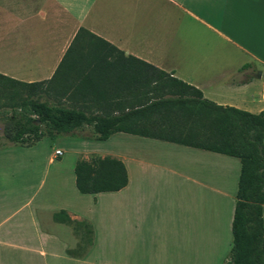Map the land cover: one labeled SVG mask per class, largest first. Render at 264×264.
I'll return each mask as SVG.
<instances>
[{
	"label": "crops",
	"instance_id": "obj_1",
	"mask_svg": "<svg viewBox=\"0 0 264 264\" xmlns=\"http://www.w3.org/2000/svg\"><path fill=\"white\" fill-rule=\"evenodd\" d=\"M136 59L218 104L260 113L264 0H0V74L26 83L56 75L58 98L88 113L120 111ZM140 137L135 153L102 151L125 163L129 181L99 193L78 190L77 160L64 170L60 148L44 162L42 140L0 148V264H191L193 239L207 238L193 217L210 206L217 251L226 236L232 246L240 159ZM61 210L92 225L91 245L79 250V234L54 217Z\"/></svg>",
	"mask_w": 264,
	"mask_h": 264
},
{
	"label": "trees",
	"instance_id": "obj_2",
	"mask_svg": "<svg viewBox=\"0 0 264 264\" xmlns=\"http://www.w3.org/2000/svg\"><path fill=\"white\" fill-rule=\"evenodd\" d=\"M128 71V99L118 113L91 114L58 98L56 75L49 80L26 83L0 74V87L11 86L13 115L4 128L5 138L31 146L47 134L75 135L92 126L89 139L105 141L116 132H126L206 149L241 161V172L232 221V264H264V110L260 113L221 105L196 86L146 61L136 59ZM86 70H83L84 72ZM80 75V74H79ZM77 76L80 78V76ZM84 82H92L89 73ZM119 107V106H117ZM39 121V122H38ZM76 185L81 193L118 191L129 181L119 158L93 155L75 164ZM55 219L69 223L77 232L85 227L79 250L93 242V228L86 220H72L65 210ZM78 249L69 250L77 254Z\"/></svg>",
	"mask_w": 264,
	"mask_h": 264
},
{
	"label": "rangeland",
	"instance_id": "obj_3",
	"mask_svg": "<svg viewBox=\"0 0 264 264\" xmlns=\"http://www.w3.org/2000/svg\"><path fill=\"white\" fill-rule=\"evenodd\" d=\"M13 89L11 86L2 89L0 87V105L3 103L11 104L18 100L17 96L12 97ZM13 115V109L11 106H0V148H6L10 146H27L23 143H14L8 141L4 136V128L6 124V120ZM92 135V128H83L76 131L75 135L65 134L58 135L55 138L50 137L49 135H45L42 139V143L38 145L37 151H40L42 154L40 158L48 159L51 152L55 151L56 148H60L64 154L58 158V160H63L60 164L64 170L70 169L73 163L80 159H90L93 155L103 156L102 151L104 149H124L127 151L136 152V148L134 146L137 140H140V136L132 135L128 133L119 132L111 136L108 140L105 141H97L94 139L87 138ZM80 140L86 141L85 145H80ZM78 153H80L78 155ZM211 199V198H209ZM214 199V198H213ZM82 201V200H81ZM80 205L85 207L80 202ZM226 215V220L228 214ZM219 217V214L211 209V206L208 208L206 214L201 212L200 215L193 217V221L196 220L202 221L206 223L207 226V238L206 243H195L194 239L191 245V264H232L230 262V250L231 246H228L226 239L224 240V246L222 245V249L224 252L219 250L217 251L216 246L218 244V239L215 235V232L212 231L214 229L216 218ZM225 220V225L227 224ZM80 221V220H77ZM80 236V243L84 242V233L85 227L82 225H78L77 232ZM231 244H232V234H231ZM230 244V245H231ZM118 251V250H117ZM224 254V255H223Z\"/></svg>",
	"mask_w": 264,
	"mask_h": 264
},
{
	"label": "built area",
	"instance_id": "obj_4",
	"mask_svg": "<svg viewBox=\"0 0 264 264\" xmlns=\"http://www.w3.org/2000/svg\"><path fill=\"white\" fill-rule=\"evenodd\" d=\"M63 151L61 149L56 150V155H62Z\"/></svg>",
	"mask_w": 264,
	"mask_h": 264
},
{
	"label": "water",
	"instance_id": "obj_5",
	"mask_svg": "<svg viewBox=\"0 0 264 264\" xmlns=\"http://www.w3.org/2000/svg\"><path fill=\"white\" fill-rule=\"evenodd\" d=\"M39 122V121H38Z\"/></svg>",
	"mask_w": 264,
	"mask_h": 264
}]
</instances>
